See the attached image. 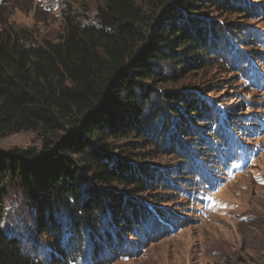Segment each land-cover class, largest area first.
Returning <instances> with one entry per match:
<instances>
[{
	"label": "trees",
	"instance_id": "1",
	"mask_svg": "<svg viewBox=\"0 0 264 264\" xmlns=\"http://www.w3.org/2000/svg\"><path fill=\"white\" fill-rule=\"evenodd\" d=\"M256 6L248 0H107L95 21L65 14V34L56 42H39L27 28L0 31V139L31 132L42 140L41 148L0 153V264H44L14 232L7 209L12 187L34 202L33 240L44 236L53 245L48 264H77L87 255L83 234L95 258L105 247L119 250V230L129 233L147 221L149 208L136 195L168 185L152 167L135 162L137 152L163 153L174 129L171 155L190 151L224 164L228 147L211 124L218 118L184 91L161 93L157 86L220 61L226 46L252 43L244 27L232 25L235 32L196 13L254 15ZM245 65L253 66L248 58ZM196 117L215 143L189 140ZM206 143L205 151L216 155L196 150ZM183 163L185 186L192 187L198 164L189 157ZM209 164L200 165L201 181H208ZM160 232H148L149 238Z\"/></svg>",
	"mask_w": 264,
	"mask_h": 264
},
{
	"label": "rangeland",
	"instance_id": "2",
	"mask_svg": "<svg viewBox=\"0 0 264 264\" xmlns=\"http://www.w3.org/2000/svg\"><path fill=\"white\" fill-rule=\"evenodd\" d=\"M106 1L0 0V31L8 27L27 28L39 42H56L65 34V14L71 12L92 22ZM248 1L257 5L254 15L206 8L195 16L212 25L228 24L235 32V27L242 26L253 33L252 43H235L237 50L226 46L220 61L179 73L182 78L178 82L157 86L161 93L184 91L187 97L208 107L204 114L218 118L211 124L228 147L224 164L215 165L216 160L190 151L171 155L174 129L165 136L163 153L150 148L137 152L140 157L135 162L152 167L168 185L136 195L150 213L146 210L147 221L132 226L129 233L119 230V250L105 247L95 258L93 243L83 234L87 255L77 264H264V5L262 1ZM246 58L253 66L245 65ZM166 68L173 76L171 66ZM231 112H237V117ZM196 118L191 126L194 137H188L189 140L201 137L215 143L207 123ZM208 146L206 143L196 150L206 154ZM17 147L41 148L42 140L31 132L0 139V153ZM188 157L198 164L192 187L185 186L187 176L182 174L186 166H182L183 160ZM206 161L211 162L213 170L204 182L200 179V165ZM8 199L15 234L20 235L28 252L48 264L53 245L43 242L44 236L40 242L33 240L37 233L34 202L13 187ZM155 230L161 232L149 238L148 232ZM37 244H43L42 248Z\"/></svg>",
	"mask_w": 264,
	"mask_h": 264
}]
</instances>
